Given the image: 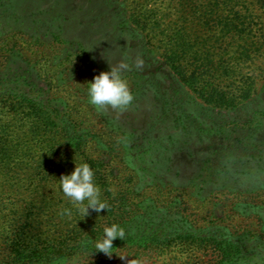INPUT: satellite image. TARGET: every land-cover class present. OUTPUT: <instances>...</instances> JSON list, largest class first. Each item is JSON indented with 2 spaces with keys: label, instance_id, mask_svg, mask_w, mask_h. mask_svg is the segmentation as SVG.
I'll list each match as a JSON object with an SVG mask.
<instances>
[{
  "label": "rangeland",
  "instance_id": "1",
  "mask_svg": "<svg viewBox=\"0 0 264 264\" xmlns=\"http://www.w3.org/2000/svg\"><path fill=\"white\" fill-rule=\"evenodd\" d=\"M137 55L132 104H90L108 62ZM80 163L100 213L60 188ZM0 214V264L28 243L15 264H264V0H0Z\"/></svg>",
  "mask_w": 264,
  "mask_h": 264
},
{
  "label": "clouds",
  "instance_id": "2",
  "mask_svg": "<svg viewBox=\"0 0 264 264\" xmlns=\"http://www.w3.org/2000/svg\"><path fill=\"white\" fill-rule=\"evenodd\" d=\"M144 59L137 55L129 62V58H121L115 62H108L109 71L101 72L89 82L87 95L89 103L98 110L119 109L123 110L132 104L134 96L130 91L125 74L134 66L140 70L144 66ZM63 194L86 215L89 209L100 213L107 209L106 203L101 200V192L94 181V171L87 163L75 164V169L70 174L62 175L59 180ZM85 201L87 204H85ZM125 230L117 225L105 226L103 235L94 242V249L112 256L113 242L116 239L125 240ZM128 256H121L123 260ZM130 262V261H129ZM128 262V264H129Z\"/></svg>",
  "mask_w": 264,
  "mask_h": 264
},
{
  "label": "trees",
  "instance_id": "3",
  "mask_svg": "<svg viewBox=\"0 0 264 264\" xmlns=\"http://www.w3.org/2000/svg\"><path fill=\"white\" fill-rule=\"evenodd\" d=\"M147 12L148 15H154L156 14V11H152V10H146L145 13ZM143 13V18L144 19H138L136 20L134 23V21H132L134 23V25H136L137 29L138 30H143L141 33L142 34H145V37H143L144 41L142 40V42H145L146 45H149L150 44V40H149V35L150 33L148 32L150 29L147 27L149 25V23H147V19H145V16L146 14ZM129 17V12H125V18ZM128 21V20H126ZM136 29V28H135ZM158 30V28H157ZM148 32V33H147ZM164 36L165 34L162 33ZM144 36V35H143ZM151 36V35H150ZM178 36V46L177 44H175L178 48L177 50H168L166 49L165 51V54H164V58H165V65H167L168 67L171 66L176 73L178 74H182V57H181V54L183 52V45L182 43L180 42L181 39L183 38L182 35H180V32H177V35ZM180 42V43H179ZM180 48L182 50H180ZM183 79V78H182ZM190 79H188V82H189ZM184 82H185V79H184ZM192 82H195V80L192 79ZM207 100V99H206ZM207 102V101H206ZM0 217H2V214H0ZM24 217V216H23ZM78 246L77 247L78 249H85L87 247H89V243H88V240H86V238H81L80 241L78 242ZM37 246L36 245H33L32 243L31 244H22L21 247H14L13 249H11L12 253H17L16 256L12 255V256H9L7 262H9V264H15L17 263V261L19 260L20 257H23V255H25V253H29V252H32V251H35L37 250ZM22 250V251H21ZM41 250H44V251H59L60 250V246H46V247H43V249ZM11 257V258H10ZM45 257V256H44ZM20 260H24V259H20Z\"/></svg>",
  "mask_w": 264,
  "mask_h": 264
}]
</instances>
